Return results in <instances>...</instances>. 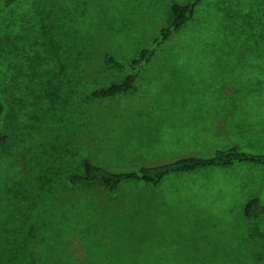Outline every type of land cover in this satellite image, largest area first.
<instances>
[{
	"label": "rangeland",
	"instance_id": "374dc122",
	"mask_svg": "<svg viewBox=\"0 0 264 264\" xmlns=\"http://www.w3.org/2000/svg\"><path fill=\"white\" fill-rule=\"evenodd\" d=\"M173 1L30 0L5 11L0 45L12 72L30 40L46 74L28 127L25 189L39 207L14 221L28 240L0 234V264H264V216L244 214L248 196L264 201V168L176 176L161 189L132 183L115 196L68 183L85 158L125 171L234 144L264 153V0H206L144 68L137 92L88 97L127 73L108 55L127 61L150 43ZM3 128L19 145L8 117Z\"/></svg>",
	"mask_w": 264,
	"mask_h": 264
},
{
	"label": "trees",
	"instance_id": "16d2710c",
	"mask_svg": "<svg viewBox=\"0 0 264 264\" xmlns=\"http://www.w3.org/2000/svg\"><path fill=\"white\" fill-rule=\"evenodd\" d=\"M205 1H173L169 8L168 22L159 29L150 43L141 47L127 61L108 55L109 63L128 69L127 73L118 81L95 88L88 97L113 98L128 92H137L138 81L144 68L153 60L163 45L172 41L184 30L189 21L194 18L199 6ZM17 3L20 5L23 3V6L29 8L30 0H0V28L3 31H7V18L4 13ZM31 21H33L30 26L32 33L38 27L42 28L41 22L36 16ZM29 41L17 49L16 59L20 64L16 68L17 70L15 69L13 72L14 68L10 67L8 60L10 51L7 50V40L0 45V234L9 233L10 236L21 234L25 239L24 241L28 240L27 226L22 223L18 226L14 221L22 213L23 207H27V210L31 212L39 207L37 205L39 196L36 194L30 196L25 189L27 164L30 158L28 127H30L31 119L37 113L40 87L46 74L45 63L37 55L40 54L36 50L37 42L32 44ZM10 76H14L13 84L10 83ZM10 87H13L14 90L13 95L8 96L10 98L8 99L6 95ZM6 117L10 119L18 131L19 143H16L19 145L17 146L13 145L12 134L3 128ZM22 129H25L26 133H23ZM20 143L25 144V146H21ZM24 151L26 154L22 157ZM243 165L264 168V153L249 151L238 144H234L225 148H217L212 155L208 156H184L172 161L155 165H142L137 169L125 171L110 170L85 158L81 170L70 173L67 179L70 185L76 187L99 184L109 194L115 196L127 184L142 183L161 189L167 185L165 182L172 177L197 175L205 171L225 170ZM194 183L196 186H193V190L197 191L202 185ZM187 186L191 187L190 185ZM211 186L212 184L207 183L204 187L205 189H212V187L218 189L215 185ZM175 188L183 190L182 185L175 186ZM164 190L168 191L169 194L174 192L169 188ZM244 205V214L248 220H258L264 216V201L259 194L248 196ZM25 244L27 245V242Z\"/></svg>",
	"mask_w": 264,
	"mask_h": 264
}]
</instances>
